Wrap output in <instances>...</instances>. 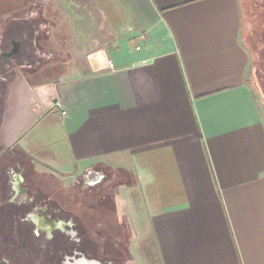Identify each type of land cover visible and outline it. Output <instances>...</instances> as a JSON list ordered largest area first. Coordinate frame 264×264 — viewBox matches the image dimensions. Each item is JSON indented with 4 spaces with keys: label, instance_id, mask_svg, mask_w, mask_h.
I'll use <instances>...</instances> for the list:
<instances>
[{
    "label": "crops",
    "instance_id": "obj_1",
    "mask_svg": "<svg viewBox=\"0 0 264 264\" xmlns=\"http://www.w3.org/2000/svg\"><path fill=\"white\" fill-rule=\"evenodd\" d=\"M92 4L106 36L125 38L119 53L83 49L55 75L21 62L0 73V160L48 193V178L66 192L109 172L126 264H264V113L239 0Z\"/></svg>",
    "mask_w": 264,
    "mask_h": 264
},
{
    "label": "rangeland",
    "instance_id": "obj_2",
    "mask_svg": "<svg viewBox=\"0 0 264 264\" xmlns=\"http://www.w3.org/2000/svg\"><path fill=\"white\" fill-rule=\"evenodd\" d=\"M26 1L0 0V73L21 62V65L32 63L33 67L41 68L36 71L24 70L31 73V77L34 72L43 73V76L52 73L55 75L70 62H76L77 57L81 58L83 49L104 46L106 50L111 51L110 57L119 53L121 41L125 38L119 36L112 39L106 36L92 0H36L30 5L26 4ZM239 3L242 10V36L252 54V61L247 69V84L254 91L264 113V0H239ZM94 19L96 22H93ZM78 24L82 28H79ZM26 30H36L37 33L31 39L20 37L19 35L24 36L23 32ZM24 33L28 36L30 32ZM32 35L34 32H31ZM12 41L20 43V53L5 59L2 53L9 49V43ZM114 42H117L116 46L113 45ZM130 46L134 47V44L130 43L128 48ZM62 48L70 53H49L50 50ZM61 59L66 62H61ZM7 160L8 163L11 162V159ZM0 162L2 166L3 160ZM114 183H107L97 190L73 188L65 192L60 182L54 179L50 186V196L54 203L64 206L72 212L75 219L80 218V221L92 230L93 224L108 225L111 222L109 188ZM98 208H102V212L99 213ZM96 209L98 214L95 215L93 211ZM90 236L91 239L96 237L97 241L100 240L97 236ZM121 240L127 242L126 237L120 238ZM99 242L104 243L103 239Z\"/></svg>",
    "mask_w": 264,
    "mask_h": 264
},
{
    "label": "flooded vegetation",
    "instance_id": "obj_3",
    "mask_svg": "<svg viewBox=\"0 0 264 264\" xmlns=\"http://www.w3.org/2000/svg\"><path fill=\"white\" fill-rule=\"evenodd\" d=\"M19 46V42H10L2 57L19 54ZM17 169L13 159L5 161L0 169V264L127 263V245L120 241L125 239V230L116 231L113 223L93 224L90 230L71 211L54 203L51 193L32 186L25 175L20 177ZM111 179L107 171L90 169L75 187L97 190L110 184ZM53 181L48 178L44 182L52 186Z\"/></svg>",
    "mask_w": 264,
    "mask_h": 264
},
{
    "label": "built area",
    "instance_id": "obj_4",
    "mask_svg": "<svg viewBox=\"0 0 264 264\" xmlns=\"http://www.w3.org/2000/svg\"><path fill=\"white\" fill-rule=\"evenodd\" d=\"M137 38H138V40H141V39L143 38V35L140 34ZM113 45L116 46L117 43H113ZM136 49H139V46H137ZM108 64H109V68H110V69H113V68H114L113 63H112L111 60H108ZM52 105H53V107H55L56 109H58V110L60 111V114H61L62 116L66 114V111L63 109L62 104L60 103L59 100L56 99V100L53 102Z\"/></svg>",
    "mask_w": 264,
    "mask_h": 264
},
{
    "label": "water",
    "instance_id": "obj_5",
    "mask_svg": "<svg viewBox=\"0 0 264 264\" xmlns=\"http://www.w3.org/2000/svg\"><path fill=\"white\" fill-rule=\"evenodd\" d=\"M97 175L99 176V174L97 173Z\"/></svg>",
    "mask_w": 264,
    "mask_h": 264
}]
</instances>
